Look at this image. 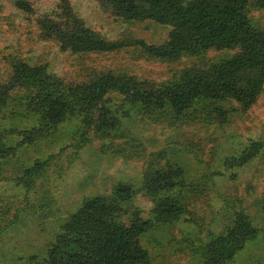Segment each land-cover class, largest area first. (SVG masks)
<instances>
[{
	"label": "rangeland",
	"instance_id": "374dc122",
	"mask_svg": "<svg viewBox=\"0 0 264 264\" xmlns=\"http://www.w3.org/2000/svg\"><path fill=\"white\" fill-rule=\"evenodd\" d=\"M251 0V23L264 30V9ZM27 2L32 13L18 8ZM86 26L108 41L162 45L170 28L125 20L103 0H69ZM61 0H0V84L9 82L13 64L47 66L64 87L87 81L93 72L133 76L146 89L175 85L182 72L205 68L238 50L179 54L160 60L141 47L112 53L74 54L46 39L38 19L60 17ZM32 91L17 88L0 110V137L17 152L0 159V264H36L60 227L87 198H106L116 220L129 223L136 212L153 219L159 202L171 199L184 211L176 224L155 223L141 242L150 264H202L212 236L226 231L237 211L259 230L258 238L226 264H264V147L246 165L226 167L255 143L264 145V91L251 108L230 98L195 102L183 115L171 109L145 111L118 93L106 96L91 114L46 126L32 108ZM221 112L224 114L221 115ZM106 124L102 130L97 127ZM28 136L29 138H26ZM37 161L45 163L32 188L21 182ZM180 171L178 187L157 197L145 179L157 171ZM129 187L127 195L119 188Z\"/></svg>",
	"mask_w": 264,
	"mask_h": 264
},
{
	"label": "trees",
	"instance_id": "16d2710c",
	"mask_svg": "<svg viewBox=\"0 0 264 264\" xmlns=\"http://www.w3.org/2000/svg\"><path fill=\"white\" fill-rule=\"evenodd\" d=\"M251 0H103L115 15L136 23L154 22L170 28L162 45L143 41L131 43L108 41L88 28L78 17L69 0H61L60 17L44 16L37 24L46 39L56 40L63 49L74 54L112 53L128 46L141 47L160 60L179 54L197 55L210 51L238 50L234 55L205 68L182 72L175 85L163 89H146L133 76H118L112 72H93L90 78L73 87H64L53 77L47 66L16 61L9 82L0 84V110L8 105L17 88L32 91V108L43 113L46 126H58L67 117L80 114L87 126L95 124L91 114L99 110L106 96L118 93L130 103L140 104L145 111L166 108L176 116L183 115L200 100L230 98L248 109L256 104L264 91V30L250 21L247 10ZM27 13L33 9L27 2L18 3ZM258 5L264 9V0ZM224 113L221 112V115ZM106 124L101 125L102 130ZM26 138H29L26 136ZM264 147L255 143L244 154L228 160L226 167L248 164ZM17 152L0 137V159ZM45 163L37 161L25 171L20 182L32 188ZM181 172L157 171L145 179L151 197H157L178 187ZM178 183V184H177ZM129 187L119 188L127 195ZM184 211L173 200L159 202L153 219L134 213L129 223L115 218L114 206L104 197L87 198L81 207L61 225L52 246L36 264H150L149 252L142 245L143 235L155 223L176 224ZM249 216L243 211L234 214L232 225L212 236L204 247L202 264H226L243 252L259 236Z\"/></svg>",
	"mask_w": 264,
	"mask_h": 264
}]
</instances>
